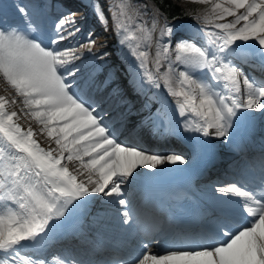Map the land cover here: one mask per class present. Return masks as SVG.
Wrapping results in <instances>:
<instances>
[{"label":"snow or ice","instance_id":"obj_1","mask_svg":"<svg viewBox=\"0 0 264 264\" xmlns=\"http://www.w3.org/2000/svg\"><path fill=\"white\" fill-rule=\"evenodd\" d=\"M202 2L188 22L156 4L94 3L115 24L114 51L71 7L50 19L46 0H14L15 13L0 2L12 89L0 94V264H46L36 257L53 239L64 259L50 264H264V139L251 149L257 117L264 138V0ZM170 137L191 153L154 146ZM229 154L226 179L160 184L173 165ZM112 230L126 246L91 260Z\"/></svg>","mask_w":264,"mask_h":264},{"label":"bare ground","instance_id":"obj_2","mask_svg":"<svg viewBox=\"0 0 264 264\" xmlns=\"http://www.w3.org/2000/svg\"><path fill=\"white\" fill-rule=\"evenodd\" d=\"M0 2H3L5 4L10 2V3L14 4V0H0ZM18 2H19V0H15V3H18ZM50 3H57V4H50ZM48 5H49V17L51 19V18H54L58 12L61 11V9H60L61 6H60L59 2H57L56 0H53V1L51 0V2H49ZM106 10H107V12H109L108 9H106ZM80 14H82V13H80ZM112 37L113 36L111 35L110 38H112ZM114 44H116V43H113L112 45H114ZM118 47H119L118 45L116 47H114V50L117 49ZM11 92H12V89L7 84V81L5 80V78L0 76V94H10ZM17 108H18V111H20L21 116L23 117L22 120H21V123H23L25 127H27L30 124L33 128H35L37 130L36 131L37 138L40 139V141L43 144L48 146L49 137H48L46 131H42L41 130L43 128V126L40 125L37 120L29 119L28 117L23 116V107H22V105L18 104ZM258 125L260 126V124H258ZM50 146L54 147V148L57 147V145L55 143H52ZM69 166L72 167V168H78L79 164L74 159L73 161L70 162ZM173 166H175V165H173ZM115 231H117V230H112V231H109L107 233H114ZM47 258L51 259V256L49 255Z\"/></svg>","mask_w":264,"mask_h":264},{"label":"trees","instance_id":"obj_3","mask_svg":"<svg viewBox=\"0 0 264 264\" xmlns=\"http://www.w3.org/2000/svg\"><path fill=\"white\" fill-rule=\"evenodd\" d=\"M161 3V5L164 7V9L168 10V13L171 16L177 15V14H185L188 12V6L182 5L179 0H157Z\"/></svg>","mask_w":264,"mask_h":264},{"label":"rangeland","instance_id":"obj_4","mask_svg":"<svg viewBox=\"0 0 264 264\" xmlns=\"http://www.w3.org/2000/svg\"><path fill=\"white\" fill-rule=\"evenodd\" d=\"M180 1V3L184 6V5H187L188 7H192V6H194V4L196 5V6H198V5H200L201 6V9H204V8H206V7H208V5H206V4H204L203 2H202V0H179ZM191 3H190V2ZM199 3V4H198Z\"/></svg>","mask_w":264,"mask_h":264}]
</instances>
